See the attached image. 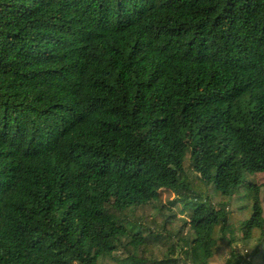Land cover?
<instances>
[{"label": "trees", "instance_id": "16d2710c", "mask_svg": "<svg viewBox=\"0 0 264 264\" xmlns=\"http://www.w3.org/2000/svg\"><path fill=\"white\" fill-rule=\"evenodd\" d=\"M237 228L264 264V0H0V264H241Z\"/></svg>", "mask_w": 264, "mask_h": 264}, {"label": "rangeland", "instance_id": "374dc122", "mask_svg": "<svg viewBox=\"0 0 264 264\" xmlns=\"http://www.w3.org/2000/svg\"><path fill=\"white\" fill-rule=\"evenodd\" d=\"M181 206H178V208H180ZM176 226L180 225V221L176 222ZM175 227V226H174ZM188 230V227L186 228L185 227V231L184 232H187ZM236 237H237V240L236 242L234 243L235 246H236V249H238L239 253L241 256H243V262L241 264H245L246 261L248 259H250V255L252 254L251 252L253 251L255 245L254 243H247V245H245V243L241 240V237H242V233L240 232V229L237 228L236 229ZM175 242V237L171 239L167 238L164 243H162L161 241L160 242H157V244L154 246L155 248V251H156V254L158 255H163L162 254V251L163 252H166V249L167 248H170V246ZM181 253V250H180V244L177 245V249H176V252H175V256L174 257H177L178 254ZM117 255H121L123 256V253L122 251H118L116 252ZM226 256L222 257L219 261H218V264H222L224 261H225V258L227 259V257H229V254H225ZM182 264V263H181ZM217 264V262L215 263Z\"/></svg>", "mask_w": 264, "mask_h": 264}]
</instances>
